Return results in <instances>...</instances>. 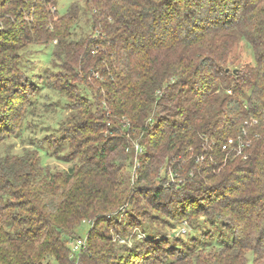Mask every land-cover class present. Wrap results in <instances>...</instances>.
<instances>
[{
    "label": "trees",
    "instance_id": "16d2710c",
    "mask_svg": "<svg viewBox=\"0 0 264 264\" xmlns=\"http://www.w3.org/2000/svg\"><path fill=\"white\" fill-rule=\"evenodd\" d=\"M54 3L0 0V95L20 83V51L32 39L55 42L51 59L68 60L78 51L81 64L74 69L76 75L82 73L85 106H95L94 117L89 108L63 125L69 136L77 137L78 147L97 141L98 130L109 123L120 137H139L148 159L162 153L167 164L179 159L180 178L169 191L177 190L182 213H210L234 237L220 243L211 239L217 251L206 263L264 264V0H101L100 6L86 9L90 34L79 41L69 39L79 4L54 14ZM67 22L65 34H58L56 28ZM238 38L251 48L254 65L233 72L227 57ZM85 149L79 150L80 168L104 176L114 151L109 149L115 148ZM232 157L241 166L231 165ZM45 174L31 154L0 159V264H41L44 255H51L56 264H80L84 258L95 264H122L125 252L120 248L106 246L107 252L93 258L92 228L88 244L70 258L67 244L79 231L70 216L76 213L77 218L83 211L76 202L81 187L73 182L71 215L62 208L46 209L45 192L31 188L35 182L46 184ZM72 176L70 168L64 182ZM52 190L51 185L49 193ZM154 195L159 196V190ZM140 246L129 249L133 256ZM150 246L137 257L160 252L153 242ZM196 249L190 264H201ZM246 251L252 257L245 263Z\"/></svg>",
    "mask_w": 264,
    "mask_h": 264
},
{
    "label": "rangeland",
    "instance_id": "374dc122",
    "mask_svg": "<svg viewBox=\"0 0 264 264\" xmlns=\"http://www.w3.org/2000/svg\"><path fill=\"white\" fill-rule=\"evenodd\" d=\"M54 1L55 6L51 8L54 14L65 12L74 2L79 4L80 8L76 14L77 26L73 28L69 39L75 41L85 39L90 34L86 26L89 16L85 11L91 6L96 7V4L100 6L101 0ZM69 22L62 28H56V32L64 35ZM34 39L26 43L20 51L19 65L22 69L21 77L18 78L20 83L17 86L6 87L9 88V91L5 92L7 97H4V93L0 95V159L26 157L31 154L34 165L40 171L46 172L44 178L46 184L39 186L35 182L33 184L35 188L31 187L34 193L42 190L45 192L42 203L46 209L58 208L59 211L62 208L71 215L73 210L71 201L76 193V190L71 188L73 182L81 187L78 189L76 202L83 211L77 218L76 213L74 217L70 216L74 225L79 226V231L75 237L69 238V241L81 239L84 248L89 241L87 232L92 228L94 230L91 233L92 241L96 243L92 249L95 250L93 258H100L96 256L97 252H107V248L111 247L114 250L119 248L124 250L122 260L119 259L122 264H190L192 250L197 248L195 252L200 250L198 258L201 259V264H207V256L217 251V247L210 245L211 239L220 243L222 240L231 242L234 237L226 233L224 231L226 226L213 219L214 216L210 213L203 214L195 210L182 213L183 206L176 201L177 190L169 191L170 188H175L180 178L182 162L173 159L167 164V156L164 153L159 158L148 159L144 156L145 148L140 145L139 137L131 138L125 133L120 137V134L116 133V128L111 129L109 123L107 128L98 130L97 141L93 140L87 147L82 145L78 147L79 143L75 140L77 137L70 134L74 137L72 140L63 125L75 114H78L79 118L82 117L89 108L92 117L95 113L93 103L91 107L85 106L82 89L84 84L80 81L82 73L78 72L77 75L75 73L74 67L81 64L78 51L75 55L69 54V61L61 60L59 57L51 59L55 42L50 40L41 43ZM73 55L75 57L71 59ZM227 60L230 69L242 70L254 65L251 48L239 38L230 47ZM245 91L247 93L248 89ZM80 102L84 106H79ZM74 121L69 126H74ZM96 146L115 148L109 149L114 151L109 157L112 159L106 161L104 165L106 173L98 177L93 176L96 173L83 171L80 168L81 161L78 159L80 148L82 152L86 148L87 152ZM244 158L245 156H242V160ZM232 159L231 165L241 166L242 162L238 158ZM70 168H73V176L66 183L63 178L69 174ZM141 168L143 175L140 179ZM172 170L175 174L170 173ZM51 185L53 190L49 193ZM157 190L159 196L154 195ZM167 191L170 194H167ZM86 195L88 196L85 197ZM67 196H72V200ZM54 200L55 203L52 204ZM206 200L208 199L205 198L204 201ZM198 204L204 205L203 202ZM113 208V212H107ZM236 219L240 220L239 217ZM67 221L70 222V219ZM228 222H234L233 218ZM6 226H2V229ZM152 242L153 248H159L160 252L143 259L137 257L141 251L146 253ZM140 244L141 246L137 247V254L133 256L129 249ZM77 253L74 254L77 256ZM74 254L70 258L75 259ZM107 255L110 256L109 253ZM242 255L245 263L252 257L248 251ZM182 259L184 261H181ZM90 260L84 258L83 261L80 260V264H95ZM75 261L78 263V258ZM41 264L56 262L51 255H44Z\"/></svg>",
    "mask_w": 264,
    "mask_h": 264
},
{
    "label": "built area",
    "instance_id": "2783aa9c",
    "mask_svg": "<svg viewBox=\"0 0 264 264\" xmlns=\"http://www.w3.org/2000/svg\"><path fill=\"white\" fill-rule=\"evenodd\" d=\"M83 242L81 239H72L68 242V246L70 248V256H72L74 253L79 252L82 248Z\"/></svg>",
    "mask_w": 264,
    "mask_h": 264
},
{
    "label": "water",
    "instance_id": "95a60500",
    "mask_svg": "<svg viewBox=\"0 0 264 264\" xmlns=\"http://www.w3.org/2000/svg\"><path fill=\"white\" fill-rule=\"evenodd\" d=\"M226 71H228V69H226ZM232 71H233V72H235V71H236V69H233Z\"/></svg>",
    "mask_w": 264,
    "mask_h": 264
}]
</instances>
